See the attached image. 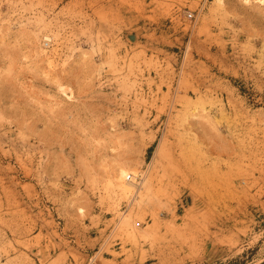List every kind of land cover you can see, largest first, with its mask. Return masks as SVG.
Listing matches in <instances>:
<instances>
[{"label":"rangeland","instance_id":"374dc122","mask_svg":"<svg viewBox=\"0 0 264 264\" xmlns=\"http://www.w3.org/2000/svg\"><path fill=\"white\" fill-rule=\"evenodd\" d=\"M0 264H264V1L0 0Z\"/></svg>","mask_w":264,"mask_h":264},{"label":"bare ground","instance_id":"6f19581e","mask_svg":"<svg viewBox=\"0 0 264 264\" xmlns=\"http://www.w3.org/2000/svg\"><path fill=\"white\" fill-rule=\"evenodd\" d=\"M218 2H221L222 0H217ZM264 1V0H262ZM62 92H64L67 96L71 95V93L68 90H65L64 87H61Z\"/></svg>","mask_w":264,"mask_h":264},{"label":"built area","instance_id":"2783aa9c","mask_svg":"<svg viewBox=\"0 0 264 264\" xmlns=\"http://www.w3.org/2000/svg\"><path fill=\"white\" fill-rule=\"evenodd\" d=\"M186 17L191 20L192 18H194V14L189 11L187 12Z\"/></svg>","mask_w":264,"mask_h":264}]
</instances>
